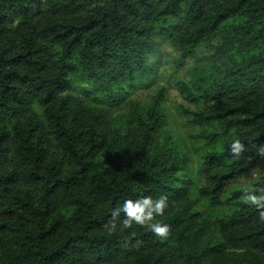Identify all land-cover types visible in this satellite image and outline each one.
<instances>
[{
	"label": "trees",
	"instance_id": "obj_1",
	"mask_svg": "<svg viewBox=\"0 0 264 264\" xmlns=\"http://www.w3.org/2000/svg\"><path fill=\"white\" fill-rule=\"evenodd\" d=\"M156 32L189 52L232 34L250 51L222 83H176L192 107L180 115L200 130L190 173L161 143V92L136 138L119 140L91 106H120L148 84ZM253 173L264 174V0H0V264H264V206L243 190L224 198ZM161 196L152 222L165 237L112 215ZM195 198L221 212L218 245Z\"/></svg>",
	"mask_w": 264,
	"mask_h": 264
},
{
	"label": "rangeland",
	"instance_id": "obj_2",
	"mask_svg": "<svg viewBox=\"0 0 264 264\" xmlns=\"http://www.w3.org/2000/svg\"><path fill=\"white\" fill-rule=\"evenodd\" d=\"M246 42L245 38L232 34L217 35L201 41L189 52L187 46L178 45L172 37L156 32L152 55L147 61L148 64L152 61L156 63L148 84L133 91L120 106L112 109L97 104L91 106L103 118L107 130L119 140L136 138L140 130L135 124V118L142 117L161 92L164 100L160 107L165 116L160 129L161 143L175 157L187 161L186 166L189 167L190 173L192 169L198 167L196 146L191 137L200 133V130L190 126L187 118L180 115V108L192 109V107L180 97L176 83L181 81L187 84L197 83L201 78L222 83L231 72L241 69L249 57L250 51H246ZM73 85L74 92L78 95L85 88L80 81ZM37 112L39 113L38 109ZM200 143L205 145L204 141ZM202 183L199 177V184ZM260 184H264V174L253 173L232 184L224 198H230L233 192L245 191L246 188L250 192L258 191ZM194 201L192 212H196L201 224L206 225L205 240L210 242L211 246L218 245L220 240L213 220L215 217H220V210L209 206L204 200L195 198ZM232 255L237 259L248 258L244 250L233 251Z\"/></svg>",
	"mask_w": 264,
	"mask_h": 264
},
{
	"label": "clouds",
	"instance_id": "obj_3",
	"mask_svg": "<svg viewBox=\"0 0 264 264\" xmlns=\"http://www.w3.org/2000/svg\"><path fill=\"white\" fill-rule=\"evenodd\" d=\"M232 150L239 153L242 150V145L239 140H235L232 145ZM246 195L243 197L244 203L255 204L258 207L264 206V195L256 196L250 194L249 189H245ZM167 197L161 196L157 200H153L151 197H145L138 200H125L123 205L113 210V217H118L120 212H124L125 218L122 221L123 228L131 227L135 222L139 225H147L155 234L165 237L168 234V225L161 224L159 222H152L154 216H161L164 214L167 208ZM115 228V224L112 225Z\"/></svg>",
	"mask_w": 264,
	"mask_h": 264
}]
</instances>
